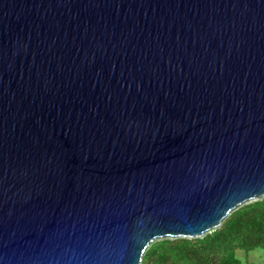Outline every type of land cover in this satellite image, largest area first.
<instances>
[{
  "label": "water",
  "instance_id": "1",
  "mask_svg": "<svg viewBox=\"0 0 264 264\" xmlns=\"http://www.w3.org/2000/svg\"><path fill=\"white\" fill-rule=\"evenodd\" d=\"M264 195V0H0V264H140Z\"/></svg>",
  "mask_w": 264,
  "mask_h": 264
},
{
  "label": "trees",
  "instance_id": "2",
  "mask_svg": "<svg viewBox=\"0 0 264 264\" xmlns=\"http://www.w3.org/2000/svg\"><path fill=\"white\" fill-rule=\"evenodd\" d=\"M256 248L264 252V195L231 210L219 227L202 237L154 240L140 264H253L236 252Z\"/></svg>",
  "mask_w": 264,
  "mask_h": 264
},
{
  "label": "rangeland",
  "instance_id": "3",
  "mask_svg": "<svg viewBox=\"0 0 264 264\" xmlns=\"http://www.w3.org/2000/svg\"><path fill=\"white\" fill-rule=\"evenodd\" d=\"M236 256L241 260L246 259L247 261H250L253 264H264V252L259 248L246 252L238 250L236 252Z\"/></svg>",
  "mask_w": 264,
  "mask_h": 264
}]
</instances>
